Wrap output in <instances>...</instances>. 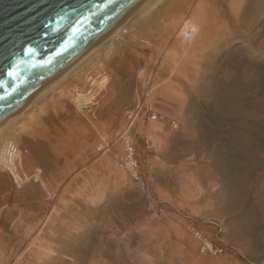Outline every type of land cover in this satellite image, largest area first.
<instances>
[{"label": "rangeland", "instance_id": "374dc122", "mask_svg": "<svg viewBox=\"0 0 264 264\" xmlns=\"http://www.w3.org/2000/svg\"><path fill=\"white\" fill-rule=\"evenodd\" d=\"M197 1L200 38L164 0L0 132L27 149L0 166V264H264V0Z\"/></svg>", "mask_w": 264, "mask_h": 264}, {"label": "water", "instance_id": "95a60500", "mask_svg": "<svg viewBox=\"0 0 264 264\" xmlns=\"http://www.w3.org/2000/svg\"><path fill=\"white\" fill-rule=\"evenodd\" d=\"M144 0H0V126Z\"/></svg>", "mask_w": 264, "mask_h": 264}, {"label": "bare ground", "instance_id": "6f19581e", "mask_svg": "<svg viewBox=\"0 0 264 264\" xmlns=\"http://www.w3.org/2000/svg\"><path fill=\"white\" fill-rule=\"evenodd\" d=\"M164 0H144L142 3H140L113 31H111L104 39H102L95 47H93L86 55H84L77 63H75L68 71L63 73L61 76H59L57 79L52 81L50 84L45 86L43 89H41L39 92H37L22 108H20L15 114H13L8 120H6L1 126H0V132L6 128L9 125H14L12 123L13 120L18 119L19 116H21L29 107H31L34 102H36L40 97H42L43 94L50 93L52 92L57 85L66 79L73 71L77 70L81 65L85 64L87 60L91 59V57H94L93 55H99L97 54L99 49L101 51H104V55H107L111 49H112V43L113 41L117 38H121L122 35L129 34V32L134 29L136 26H140V29H143L146 26H150L152 16L156 15V11H159L157 7L158 5L163 2ZM178 5V4H177ZM188 5H192V11H191V16L187 20L186 25L180 29V35H185L186 40L188 38L195 39V38H200V35H203L209 26V21L207 17H205L204 13V6L202 5L201 1L197 0H188ZM175 6V5H174ZM191 7V6H190ZM160 8V7H159ZM161 9V8H160ZM154 22V20H152ZM163 22V21H162ZM164 26L162 27L163 31L167 28V26L170 24H176V27L178 26L179 22L176 21H167L164 22ZM153 25V24H152ZM152 25L150 27H152ZM174 26V30L176 29ZM202 32V34H201ZM179 43V47H184V42L185 39L182 40L177 38ZM93 79V78H92ZM91 79V80H92ZM90 80V79H88ZM93 81V80H92ZM95 81L91 83V86ZM106 83V79H101V81L97 82L99 86H102ZM79 90L74 89L73 92H75L74 95V101L78 103V105H85V102L87 101V94H90L91 92H87L86 94H82L78 92ZM62 95L63 92H60ZM12 123V124H11ZM5 144H15V142L11 141L9 142L8 140L5 141L1 148H0V159L2 155H4V149L2 150L3 146ZM14 146V147H15ZM2 150V151H1ZM2 152V153H1ZM7 153V151H6ZM20 159V152L19 150H14L10 158L8 159V153L6 154L4 158V166L2 167V170L6 169L9 170V173H12L14 177H16V163L19 162Z\"/></svg>", "mask_w": 264, "mask_h": 264}, {"label": "built area", "instance_id": "2783aa9c", "mask_svg": "<svg viewBox=\"0 0 264 264\" xmlns=\"http://www.w3.org/2000/svg\"><path fill=\"white\" fill-rule=\"evenodd\" d=\"M119 142H120V146H121V154H120V158H119V162L121 164V166L127 170L130 174V176L134 179V180H139L138 174L136 172V161L134 159V149L133 146L131 144L130 138L128 136V134L126 132H123L120 136H119ZM15 144H5V146H3L2 150L4 151V155L1 156L2 159H0V165L4 166V158L6 156V154L8 153V159L10 158V156L12 155L14 150H19V152L21 153L19 147ZM1 150V151H2ZM7 151V153H6ZM2 153V152H1ZM9 171V170H7ZM193 236L195 237L196 240H198L200 242V249L203 252H212L213 248L212 246L206 242L204 239H202V237L198 234V233H194ZM219 252L218 250L215 251Z\"/></svg>", "mask_w": 264, "mask_h": 264}, {"label": "crops", "instance_id": "0c3cea01", "mask_svg": "<svg viewBox=\"0 0 264 264\" xmlns=\"http://www.w3.org/2000/svg\"><path fill=\"white\" fill-rule=\"evenodd\" d=\"M18 147H19V149H20V151H21V155H20V159H21L22 154L27 153V149H26V147H25L23 144H21V143H19Z\"/></svg>", "mask_w": 264, "mask_h": 264}]
</instances>
